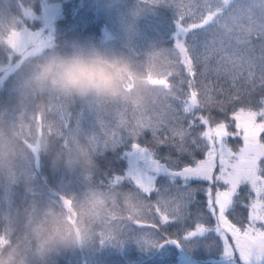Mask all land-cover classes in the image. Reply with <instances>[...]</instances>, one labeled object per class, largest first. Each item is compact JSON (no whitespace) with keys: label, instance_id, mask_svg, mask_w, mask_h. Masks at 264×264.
Listing matches in <instances>:
<instances>
[{"label":"trees","instance_id":"1","mask_svg":"<svg viewBox=\"0 0 264 264\" xmlns=\"http://www.w3.org/2000/svg\"><path fill=\"white\" fill-rule=\"evenodd\" d=\"M193 1L182 0L190 5ZM172 2L0 0V264H75L76 260L77 264H90L85 245L76 234L80 223L79 206L85 193L105 195L110 201L108 206L116 214L137 218L140 224L148 219L147 201L120 180L101 179V172L107 169L101 168L97 151L78 146L85 145L86 140L74 123L80 109L87 111L86 106L94 103V99L104 118L119 114L125 91L129 93L123 98L126 104H131L136 97L143 111L153 109L150 115L165 112L168 103L164 101L165 86L172 72L173 57V50L168 46L174 30V10L169 6ZM224 2L223 13H219L223 19L220 15L206 18L213 21L216 32L228 42L230 59L237 65L241 85L258 83L264 79V0ZM49 3L59 7L58 13L50 18V30L44 17ZM110 3L113 5L109 11ZM27 5L25 18L22 12ZM75 5L85 8L82 11L88 16L81 24L73 20ZM118 6L138 10L137 23L149 38L135 43L133 53L124 49L120 64L126 67L123 72L129 77L114 78L116 92H100L98 96L94 90L83 95L67 93L49 78L47 67L49 64L58 67L66 58L90 61L88 51L100 45L107 26L113 27ZM153 8L157 15L148 17ZM30 12H33L32 19L28 16ZM110 15H113L112 24L108 20ZM244 21L245 27L242 26ZM25 29L41 32L38 43L45 42L39 52L31 56L17 50L10 41L13 34L20 35ZM237 29L245 41L234 38L233 32ZM58 93L64 94L59 97ZM56 96L62 106H68L67 114L51 107L49 99ZM75 137L76 154L72 150ZM73 154L77 157L74 163L70 160ZM41 163L60 176V187L45 189L38 182L37 169ZM134 208L140 212L134 213ZM73 238L81 242L78 245L61 243ZM177 238L179 244L158 245V250L174 249L167 257L145 254L136 264H182L181 255L195 264H229L211 236L185 239L177 234ZM42 243L45 253L38 256Z\"/></svg>","mask_w":264,"mask_h":264},{"label":"snow or ice","instance_id":"2","mask_svg":"<svg viewBox=\"0 0 264 264\" xmlns=\"http://www.w3.org/2000/svg\"><path fill=\"white\" fill-rule=\"evenodd\" d=\"M169 6L166 110L103 126L101 179L120 180L147 201L148 219L135 234L150 243L209 235L229 264H264V79L241 85L228 42L199 4ZM86 124V131L102 126L94 118ZM37 180L45 189L62 185L43 163Z\"/></svg>","mask_w":264,"mask_h":264},{"label":"rangeland","instance_id":"3","mask_svg":"<svg viewBox=\"0 0 264 264\" xmlns=\"http://www.w3.org/2000/svg\"><path fill=\"white\" fill-rule=\"evenodd\" d=\"M194 4H199L201 6V10L205 16L214 18L215 16L217 17L223 13L221 12V7L226 3L224 0H194L192 5ZM29 5H27L22 12L24 17L28 12ZM112 5L113 3L108 4L107 9L109 11L111 9L110 6ZM72 9H74L73 20H79V24H81L82 21L88 17L84 16L82 9L85 11V8L82 6L75 5ZM137 11L138 10L134 11L130 8L118 6L116 8V20L114 24H112L113 15L108 16V20H111L110 23L113 27L108 28L107 26L100 45L93 48V50L88 51L89 60L107 67L111 71L113 79H123L129 77L127 76V73L123 72L126 67L122 62V64H120V61L123 60L124 49L133 53L132 47L135 43L142 39H149L147 35L145 36L142 26L137 23L139 20ZM32 13L33 12H30L28 14L29 19H32ZM57 13V6L53 3H49L45 9L44 17L47 21H49L52 15ZM155 15H157V12L153 8V10L149 12L148 17H153ZM17 16H15V19ZM220 16L223 19L224 16ZM238 22L239 20L237 19L236 23ZM244 23L245 21L242 26H244ZM239 32L240 30L238 29L233 32L235 33L234 38H239V42L245 41L244 38L239 36ZM40 33L41 32L33 29H25L20 35L15 36V34H13L10 37V41L17 50L31 56L38 53L40 48H42L41 46L45 43H38ZM228 34L231 36L232 32H229ZM228 34L226 35L228 36ZM245 37L247 38L248 35L246 34ZM126 64H128V62H126ZM92 90L95 91L97 96L100 94V91L96 89ZM113 91L116 92V89ZM66 92L70 93V90H66ZM125 92L122 93L123 98H126V95L129 94L128 92ZM63 94L64 93H58V96L60 97ZM123 98L122 103L118 108L120 113L113 115L111 119L106 117L105 119L104 116L101 115V110L96 106L97 99H94V103L90 104L89 107L86 106L87 111L85 109L81 111L83 107L80 109L79 113L84 114V120H77L74 124L79 134L80 132L82 133L80 135L86 140V143L83 146L78 145L77 138L75 137L73 140L74 148L72 149L75 154L76 144L80 148L86 146V148L97 151L98 142L105 130L103 126L110 125L115 127L116 124H121L122 122L124 125L130 126L134 119L143 112V110L139 108L136 97L132 98L131 104L129 105L126 104L127 101H124ZM49 102L55 111L62 110L64 113H68V106H62L57 96L50 97ZM88 118H94L102 126L96 131H86V121ZM245 123L251 127L250 120L246 119ZM75 154H73L70 159L72 163L77 160ZM48 198L50 197L48 196ZM109 203L110 201L108 200V197L99 192H93L88 195L85 193L79 206L81 219L79 218V231L76 234L82 239V242L85 245L87 250L86 257L90 264H136L145 254L155 253V257L165 258L174 252L173 248H161L158 250L157 243H150L145 235H136L135 231L138 230L135 226L140 224L138 219L116 214L110 206H108ZM133 212L138 214L140 210L134 208ZM86 219H89V222H86ZM129 230H132V232H129ZM41 246V253H37L38 256H43L45 253L43 252L45 245L42 243ZM180 260L183 262L182 264H195V261L187 258L185 255H181ZM75 264H77V260Z\"/></svg>","mask_w":264,"mask_h":264},{"label":"clouds","instance_id":"4","mask_svg":"<svg viewBox=\"0 0 264 264\" xmlns=\"http://www.w3.org/2000/svg\"><path fill=\"white\" fill-rule=\"evenodd\" d=\"M49 78L61 88L85 94L92 89L100 92H111L114 79L111 71L102 64L90 62L81 58H66L57 67L49 64L46 69ZM79 239L61 243L79 244Z\"/></svg>","mask_w":264,"mask_h":264}]
</instances>
